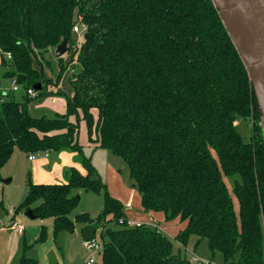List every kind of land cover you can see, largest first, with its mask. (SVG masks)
<instances>
[{
	"label": "trees",
	"instance_id": "trees-1",
	"mask_svg": "<svg viewBox=\"0 0 264 264\" xmlns=\"http://www.w3.org/2000/svg\"><path fill=\"white\" fill-rule=\"evenodd\" d=\"M77 21L87 38L69 50L72 96L65 112L32 116L33 97L63 94L48 88L66 70L63 56L55 57L53 81L43 72L51 63L45 54L62 40L72 43ZM0 65L3 77L24 90L21 99L6 92L0 103V179L15 149L28 157L81 152L82 119L89 141L127 165L142 209L184 222L175 236L182 246L195 236L194 249L205 239L222 264H264L263 113L213 0H0ZM38 82L37 95L28 96L25 90ZM239 119L249 121V140L237 130ZM82 162L86 174L70 167L66 182L28 181L18 209L51 218L54 237L76 223L99 229L102 264H192L156 227L119 224L123 203L92 177L90 158ZM224 175L234 178L238 213ZM73 189L103 191L96 218L70 217L79 202ZM45 239L42 227L36 243ZM29 248L25 243L18 264L36 263L25 255Z\"/></svg>",
	"mask_w": 264,
	"mask_h": 264
},
{
	"label": "rangeland",
	"instance_id": "rangeland-1",
	"mask_svg": "<svg viewBox=\"0 0 264 264\" xmlns=\"http://www.w3.org/2000/svg\"><path fill=\"white\" fill-rule=\"evenodd\" d=\"M76 24L82 23L77 21ZM82 42L83 35L72 33V43L67 45V52L63 55V63L67 66L66 70L62 73L56 88L52 85L48 87L49 89H58L59 87L63 94L33 97L28 103V111L32 116L53 117L56 114L65 112L66 100L68 97L72 96V88L68 79L73 67V62H70L69 50L71 47H79ZM54 51H49L45 54L46 59L50 60L51 63L50 65H46L43 70L45 77L51 78L53 81L58 71ZM2 69L3 67L0 66V88L7 91L9 90L8 86H11V80L3 78ZM7 92H10V90ZM23 92L24 90L22 88L14 92L16 98L21 99V94ZM236 127L240 135L245 140H249L251 134L249 121L239 119L236 121ZM77 142L81 147V152L73 151L69 148L61 150L66 154L65 157L71 162L72 167H75L81 174H86V168L83 165L82 159L83 157L90 158V163L95 169V173L92 177H99L106 186L109 195L120 200L124 207L138 211L140 220L143 219L146 224L156 226L162 234L167 236L174 246L175 253L185 258L196 256L202 261H208L209 264H222L221 253L216 251L215 255L211 257V252L208 249L205 239L195 247V249H193L192 246L195 237H192L190 243L184 247L176 240V233L183 226V222H181L179 218L166 220L161 212L154 213L152 211L153 215H148V212L142 209L140 196L137 190L132 186L127 165L120 157L113 155L109 150H95L96 147L89 145L86 124L82 119L78 122ZM59 152L50 151L47 157L36 155L32 161H30L26 154L15 149L11 158L3 166L0 179V247L1 244L4 243L2 237L7 234V232L1 230V228L7 226L6 224L14 219L26 227L25 232L28 237H31V233H33L35 229L38 228L41 230L42 227L46 228V239L43 242H39V245L34 246L35 248L30 252V256L36 260L35 264H85V260H87L89 256V251L84 248V241L79 236L78 231L76 232V229L73 233L62 231L57 237H54L51 218H29L25 214L27 208L18 209L27 194L28 181L32 183H63L61 181L67 180L70 166H64L62 169L56 167V164H59L63 158L59 156ZM56 169L57 173H55ZM51 175L53 176L52 181L55 182H47L46 179L51 178L46 177H51ZM223 177L232 197L234 210L238 213V202L233 193L234 178L225 175ZM4 180H9V182L5 183L3 182ZM71 194L79 196L77 206L70 213L71 218L82 212L88 213L92 218H96L99 215L103 206V191L94 193L85 191L84 189H73ZM37 204L38 201L31 204V207ZM149 213L152 214L151 212ZM13 214L15 217H12ZM76 224L80 226V223ZM95 238L101 241L99 229L95 231ZM20 239H22V237ZM93 256L95 262L91 264H102L100 252L94 253ZM207 258L210 260H206ZM18 262V260L17 262H14V260L12 262L4 261L3 253L0 252V264H16Z\"/></svg>",
	"mask_w": 264,
	"mask_h": 264
},
{
	"label": "water",
	"instance_id": "water-1",
	"mask_svg": "<svg viewBox=\"0 0 264 264\" xmlns=\"http://www.w3.org/2000/svg\"><path fill=\"white\" fill-rule=\"evenodd\" d=\"M219 8L229 35L240 53L263 113L264 120V0H213ZM87 38V32L83 34ZM67 52V41L62 40L55 48L54 56L60 57ZM38 91L41 84L33 85ZM264 130V121L262 124ZM4 180L3 182H8ZM25 214L35 218L32 210L27 208ZM95 228L85 227L82 230L84 241L94 237Z\"/></svg>",
	"mask_w": 264,
	"mask_h": 264
},
{
	"label": "crops",
	"instance_id": "crops-1",
	"mask_svg": "<svg viewBox=\"0 0 264 264\" xmlns=\"http://www.w3.org/2000/svg\"><path fill=\"white\" fill-rule=\"evenodd\" d=\"M1 66V65H0ZM3 73H4V70L2 69V76H3ZM4 78V77H3ZM4 79H6V78H4ZM9 87V90H10V86H8ZM7 90V89H6ZM9 90H7V91H9ZM94 112V111H93ZM96 112H94V115L96 116V114H95ZM74 117H70V119L72 120ZM74 120V119H73ZM92 138L94 139L95 138V134H93L92 135ZM88 143H89V145H91L92 147H96V149L95 150H98V149H103V148H101V147H99V144L97 143V142H90L89 141V139H88ZM19 150V149H18ZM20 151V150H19ZM14 153V152H13ZM13 155V154H12ZM65 153H64V151H61V152H59V156H62L63 158L61 159V162L59 163V164H56V167H58L59 169H62L64 166H70V167H72V165H71V162L65 157ZM48 156H49V154H48ZM11 158V157H10ZM28 158V157H27ZM29 160V159H28ZM30 161H32V160H30ZM66 164V165H65ZM57 168V169H58ZM57 169H56V172L55 173H57ZM58 169V170H59ZM1 171H2V169H1ZM54 175V174H53ZM3 178V177H2ZM46 178H51V179H46L47 180V182H55V181H52L53 180V176L51 175V177H46ZM9 182V181H8ZM61 182H66V181H61ZM5 183H7V182H5ZM124 209H125V212H126V216H128V217H132V218H134V219H136V220H139V221H143V219L142 220H140L139 219V213H138V211H136V210H134V209H132V208H127V207H124ZM152 214H150L149 212H148V215H153V212H151ZM154 213H156V212H154ZM12 217H15L14 216V214L12 215ZM12 220H14V219H12ZM144 222V221H143ZM9 223H7L6 225H8ZM21 224V223H20ZM22 225V224H21ZM183 226H184V222H183ZM182 226V227H183ZM22 227H23V231L22 232H18L17 230H15V229H11V228H8L7 226H5V227H3V228H1V230H4L5 232H7V234H5V236H3L2 238H3V240H4V243H2L1 244V247H0V252H2L3 253V259H4V261H7V262H9V261H13L14 260V262H17V260L18 261H20V259H21V257H22V255H23V246H24V244L26 243L27 245H29V249H27V251H26V253H25V255L27 256V257H29V258H33L32 256H30V252L35 248L34 246H37V245H39L40 243H35V241H36V238L38 237V235H39V233H40V230L37 228V229H35L34 230V232L33 233H31V237H28V235L26 234V232H25V226H23L22 225ZM82 227H83V224H80V226H78L77 224H75V228H74V230L76 229V232L78 231V233H79V236L81 237V239H83V235H82ZM46 229V228H45ZM74 230L72 231V232H70V233H73L74 232ZM46 235H47V231H46ZM59 235V234H58ZM33 236V237H32ZM22 237V239H20ZM192 237H195V236H192ZM192 237L189 239V242H188V244L190 243V240L192 239ZM195 240H196V237H195V239H194V241H193V244H192V246H193V249H194V242H195ZM22 241V242H21ZM83 241H84V239H83ZM187 244V245H188ZM186 245V246H187ZM184 247V246H183ZM34 259V258H33ZM206 260H210V259H206ZM16 264H18V263H16Z\"/></svg>",
	"mask_w": 264,
	"mask_h": 264
},
{
	"label": "built area",
	"instance_id": "built-area-1",
	"mask_svg": "<svg viewBox=\"0 0 264 264\" xmlns=\"http://www.w3.org/2000/svg\"><path fill=\"white\" fill-rule=\"evenodd\" d=\"M86 30H87V27L84 24H76L75 23V25L72 27V31L74 33H76L77 35H83V33L86 32ZM6 57H7V59H10L11 58L10 53H6ZM20 88H21L20 85L16 81L11 80L10 91L17 92V91L20 90ZM6 92L7 91H5V90L0 88V103L3 101V99H4L3 95ZM25 93L28 96H36L37 95V91L33 87L27 88L25 90ZM48 154H49L48 151H44V152H41V153H38V154H32V155H30L28 157V159L32 160L36 155L47 157ZM118 222H119V224L125 225V226H128V227H134V226L138 227V226H141V225H149V224H146L143 221H139V220H136V219H134L132 217H128V216H126L125 218H120L118 220ZM149 226H152V225L150 224ZM7 227L11 228V229H15L18 232H22L23 231L22 225L16 220H12L11 222H9ZM154 227H156V226H154ZM84 248L87 251H89V256H88V259L85 260V264H91V263L95 262V258L93 256V254L96 253V252H100L101 253V251H102V242L98 241L95 238V234H94V237L92 239L84 241ZM190 261L192 262V264H209L208 261H202V260L198 259L196 256H192L190 258Z\"/></svg>",
	"mask_w": 264,
	"mask_h": 264
}]
</instances>
